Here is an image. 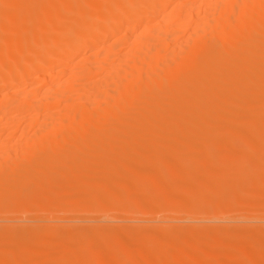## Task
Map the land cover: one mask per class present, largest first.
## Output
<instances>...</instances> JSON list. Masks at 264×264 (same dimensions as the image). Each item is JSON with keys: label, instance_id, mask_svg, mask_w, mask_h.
Here are the masks:
<instances>
[{"label": "bare ground", "instance_id": "1", "mask_svg": "<svg viewBox=\"0 0 264 264\" xmlns=\"http://www.w3.org/2000/svg\"><path fill=\"white\" fill-rule=\"evenodd\" d=\"M250 175L264 0H0V264H264V226L57 216L156 188L216 206Z\"/></svg>", "mask_w": 264, "mask_h": 264}, {"label": "rangeland", "instance_id": "2", "mask_svg": "<svg viewBox=\"0 0 264 264\" xmlns=\"http://www.w3.org/2000/svg\"><path fill=\"white\" fill-rule=\"evenodd\" d=\"M218 143L208 141L210 146ZM236 144H240V142ZM171 162L172 160L168 159L164 164L169 165ZM148 164V162H144L138 167L143 168L145 171ZM137 170L131 176L134 182L142 177V175L136 173ZM239 183L242 187H217L216 200L218 205L216 206L199 208L195 205L170 203V201L188 200V187L170 188L167 197L162 199L156 197L158 194V191H155L156 188L150 191V194L153 192L154 195L153 198L152 194L149 195L151 200L137 197L132 201L133 204L128 206L108 201V203H105L107 205H96L73 212L67 210L58 213L57 216L75 217L80 219V222L84 220L88 224L98 222L100 224L137 226L170 225L174 223L179 225H201L202 221L206 220L209 225L264 226V178L250 175L240 177ZM134 188L138 189V187ZM87 191L93 192L94 189L88 187ZM138 202L142 203L138 204ZM14 216L15 214L12 213H0V217H3V221L0 220V223L10 224Z\"/></svg>", "mask_w": 264, "mask_h": 264}]
</instances>
